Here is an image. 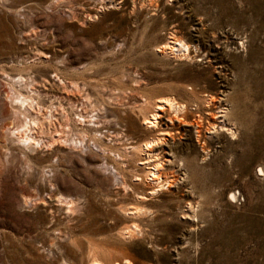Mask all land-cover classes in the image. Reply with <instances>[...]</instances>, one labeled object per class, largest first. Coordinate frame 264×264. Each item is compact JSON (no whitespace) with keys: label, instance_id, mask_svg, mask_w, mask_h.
I'll use <instances>...</instances> for the list:
<instances>
[{"label":"rangeland","instance_id":"1","mask_svg":"<svg viewBox=\"0 0 264 264\" xmlns=\"http://www.w3.org/2000/svg\"><path fill=\"white\" fill-rule=\"evenodd\" d=\"M95 260L264 264V0H0V264Z\"/></svg>","mask_w":264,"mask_h":264},{"label":"bare ground","instance_id":"2","mask_svg":"<svg viewBox=\"0 0 264 264\" xmlns=\"http://www.w3.org/2000/svg\"><path fill=\"white\" fill-rule=\"evenodd\" d=\"M180 40V39H179ZM178 41V40H177ZM180 45L184 47V50H187V45L183 42H180ZM189 48V47H188ZM188 51V50H187ZM188 53V52H187ZM190 53V51H189ZM25 99V98H24ZM23 99V100H24ZM144 102V101H143ZM23 103V101H22ZM145 106H146V101H145ZM150 104V103H149ZM23 105V104H22ZM40 105V104H39ZM162 106L166 107V108H170L172 111H174L176 113V111H181L182 109V105L178 104L173 98H162V99H158L156 102H154V111L152 113H150L148 115V119H145L144 122L148 123L149 126H152L155 122L154 120L156 119V113L158 111V109L163 108ZM142 108V107H141ZM167 110V109H166ZM225 113V112H224ZM158 114V113H157ZM34 120V119H33ZM147 125V124H146ZM225 127V126H224ZM11 134V133H10ZM25 134V133H24ZM13 135V134H12ZM18 135V134H17ZM21 137V136H20ZM34 139L31 136H26L23 138L22 142H26V146L27 144H31L32 140ZM199 138V137H198ZM21 139V138H20ZM15 141V140H14ZM36 141V140H35ZM151 142H147L143 145V147L147 148L148 146H151L150 144ZM154 144V143H153ZM32 145V144H31ZM35 145V144H34ZM29 146V145H28ZM152 147V146H151ZM150 148V147H149ZM33 151V150H32ZM151 151V150H150ZM162 165H160L159 163H154L153 164V168L151 170H149L150 176H151V180L154 181V188H152V191L157 190V188H159L160 186H162L159 183V177H160V173H159V167H161ZM115 170V169H114ZM162 170V169H161ZM117 173V172H116ZM115 174V173H114ZM118 175V174H117ZM116 177V176H115ZM161 179V178H160ZM161 182V181H160ZM149 185V184H148ZM159 190V189H158ZM154 193V192H153ZM229 194L231 196V198L233 197L234 199H236L235 197L236 195V191H229ZM239 199V198H238ZM29 201V200H28ZM237 201V200H236ZM74 203V202H73ZM73 205V204H72ZM71 206V205H69ZM75 208V207H74ZM142 211V210H141ZM144 211V210H143ZM199 214V213H198ZM138 215V214H137ZM190 217V216H189ZM58 231V230H57ZM63 231V230H62ZM130 232V231H129ZM57 234V233H56ZM60 234V233H59ZM59 236V235H58ZM55 237V236H54ZM124 237V236H123ZM62 239V238H61ZM56 247V246H55ZM99 256V255H98ZM93 257V256H92ZM127 260V259H126ZM93 262V261H92ZM95 262H97L95 260ZM98 263V262H97ZM126 263V262H125ZM98 264H102V263H98Z\"/></svg>","mask_w":264,"mask_h":264}]
</instances>
